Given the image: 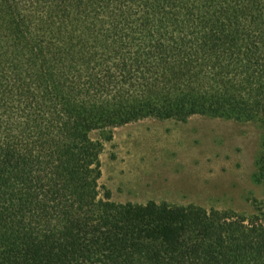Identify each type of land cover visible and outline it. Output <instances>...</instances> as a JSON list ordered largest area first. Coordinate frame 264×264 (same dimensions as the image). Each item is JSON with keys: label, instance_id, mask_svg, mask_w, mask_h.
<instances>
[{"label": "trees", "instance_id": "16d2710c", "mask_svg": "<svg viewBox=\"0 0 264 264\" xmlns=\"http://www.w3.org/2000/svg\"><path fill=\"white\" fill-rule=\"evenodd\" d=\"M194 117L264 131V0H0V264H264L263 206L100 186L115 129Z\"/></svg>", "mask_w": 264, "mask_h": 264}, {"label": "rangeland", "instance_id": "374dc122", "mask_svg": "<svg viewBox=\"0 0 264 264\" xmlns=\"http://www.w3.org/2000/svg\"><path fill=\"white\" fill-rule=\"evenodd\" d=\"M263 139L258 124L207 117L132 123L115 129L104 144L100 186L117 204L155 202L250 216L264 207V189L253 180Z\"/></svg>", "mask_w": 264, "mask_h": 264}]
</instances>
